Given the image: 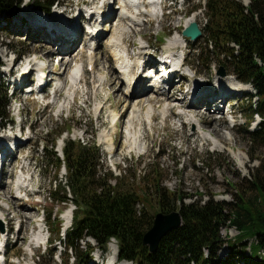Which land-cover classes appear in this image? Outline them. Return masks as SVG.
I'll return each mask as SVG.
<instances>
[{"label": "rangeland", "instance_id": "374dc122", "mask_svg": "<svg viewBox=\"0 0 264 264\" xmlns=\"http://www.w3.org/2000/svg\"><path fill=\"white\" fill-rule=\"evenodd\" d=\"M18 1H20V3L15 4L8 15H0V50L6 52V59L0 61V85H2L3 88L7 86L6 81L2 80L3 75L1 73H3L2 71L4 70L2 67H5L3 65L4 62L6 63L9 61L8 59L11 53L22 59L34 52L40 55L44 54L49 49L47 46H44L43 43L37 42L33 37L31 39L29 38L30 33L33 34V36H37L39 33L38 31H32L27 27L25 30L14 29L17 25L27 23L23 15H27L31 20H34L35 16L33 14L42 17L52 12L54 13L55 11L60 14L63 13L70 21H77L79 25L81 22V26H83L84 23L82 19L80 21L76 20L77 13L83 9L86 10V7L80 5V0H56L57 3L61 5L53 6L50 11L33 8L31 6L33 0ZM99 1L100 0H98V2ZM240 2L246 4L245 1ZM204 4V0H185L184 3L181 0L168 1L165 3L166 8L162 10V14L157 8L158 17L156 15L154 17L155 20L149 22L150 24H145L142 28H139L145 37V41L150 42L151 46L147 52L150 56L157 55V59H160V56L167 52L166 47L170 48L172 40L178 42V40L182 39L181 46L184 48L186 66L180 73L182 79L177 76L174 77L173 81L175 82V86L172 88V91L173 93L175 90L181 92L180 95L177 94L178 96H182L186 93L188 94V99L191 96V91L189 90L196 82L203 80L207 82L204 85L218 92L219 89L215 87L217 86L215 82L217 83V80L220 79L218 74L220 68L226 76V71L220 65L222 62L221 58H218L215 54H211V56L207 57L209 63L205 65L203 59L199 58L198 53L192 50L193 46H196L203 52H206L204 48L207 37L204 35L203 31L206 22ZM75 5L79 6L76 7ZM195 6L196 8H194ZM22 13L23 15L21 16ZM194 13L199 14L196 23L202 30V37L197 43L186 41V38L181 34L182 30L185 29L184 25L186 21ZM139 18H141V20L143 19L144 22L151 20L150 17L147 16ZM104 22L105 23L100 26V28L102 27L101 31L104 33L103 38L109 37L103 46L101 43L100 45L98 43L97 48H99V50L95 52L94 56L93 51L88 54V51L91 50L90 48L81 45L78 49L72 51V53L70 52L67 54V56L70 55L72 58L76 57L78 65L83 62L84 77H86L83 81L85 79L86 81L85 83L82 81L83 84L79 90L78 85L82 82L72 85L71 81L67 79L74 65L68 68L63 67L61 65L62 63H59L60 59L58 63H56V54L54 56L56 59L53 58L51 70L56 76H61L63 86L60 89V94L57 93L55 99H52V101L51 99L48 100L50 94L47 91L41 96L32 95L25 98L22 92L16 90V99H14L16 104H14L12 100H10V92L13 87L8 86L7 110L9 112V117H12L15 122V128L10 131V127L7 124L4 129H0V137L5 138V149H8L7 145L14 146L15 144L14 142H10L9 136H13V138L16 136L19 146L15 150L12 149L14 155H10L7 158L11 166L7 167L5 170V181L0 190V210L2 213H0V219H3V214H6L5 218H7V220H5V218L4 220L7 223L3 222V228L4 230H7L8 227L12 228V234L9 236L10 240L6 243L7 245L5 248L7 257H10L6 264H60V259L63 260L64 263L65 260L71 259V256L69 257V254L64 251V242H56L51 245L50 248H41L38 251H30L28 248V245L32 243L31 238L34 234L33 229L39 224L33 223V220H35L34 222H38L39 218H44L46 213L51 215V222L49 223V227H46L48 230L47 233L44 232L43 238L49 237L52 241L54 240L56 225L58 224L59 227H63V217L65 219L66 216H70L68 210L72 209L73 211L74 209L72 205L63 204L56 206L49 199V192L53 190L54 181H63L64 172L61 168L57 173L53 161L47 153L41 150L42 144L50 145L54 139L59 137L57 136L58 133L62 131H64L62 136L56 141L55 151H57L58 155H60L59 146L62 147L63 138H70L73 141L81 142H83V140L84 142L87 140L95 141L101 152L98 170L111 174V185H114L115 181L120 179L122 183L135 188L137 192L139 191L136 188H141L143 189L141 194L146 196V194L149 193V197L147 196L148 200L150 199L153 204L156 202V198L154 197L155 189L150 185L148 187V177H146V173L154 174V177L158 179L159 183L161 180L163 188L170 191L169 193L174 192L173 194L176 193L179 197L184 198L183 202L186 204L195 200L197 201L200 198L202 203L212 199L214 201L234 204L236 202V197L239 195L237 192L239 186L244 184V179H248L251 171L259 169L264 172V147H251L250 143L246 141L245 135L242 133V127L248 124L246 118L251 113L249 111L250 104L256 101V98H245L249 92L254 94L253 89L249 88V90H246L248 89L246 88L247 86L243 85L246 90L245 93H240L242 96L234 95V99H230L227 103L223 104L221 106V115L210 113L214 118L212 121L209 113H205L204 111H200L199 113V109L197 108L193 110H183L182 112L177 111L178 108L182 107L184 104L187 105V103H181L180 101L175 102L174 99L172 102L169 101L167 99V95L170 96L169 91H166V97H156L152 95L150 99L152 101H158L160 104H164L163 101H165L169 107L172 105L177 106L173 111H168L167 118L171 116L168 120H165L160 113L163 105H158L154 111L156 117L153 119V122H144V119L141 117L144 114V108L148 107V103L147 106L144 105L143 109L141 108L139 113L135 114V118H133L134 110L125 112V106L121 105V102H124L122 100V98H124L122 94L125 90L121 87L122 83H119V79L116 84L110 86L111 83H109L108 86L103 85V87L99 88L101 84L100 78L104 80L107 79L109 82L112 81L113 83L112 71L108 69V64L109 61L111 62L112 55L109 53L107 47V42L110 37H112L113 33L110 28V23L106 24L105 20ZM124 27H128V32L125 31L120 34L125 38V41L132 45L138 43L141 39L139 37L141 36L139 34L130 36V25L124 23ZM17 31L21 33L19 32L17 34ZM117 31L118 29L116 32ZM40 35H42L41 30ZM134 51L136 52L135 46L131 48V53L133 54ZM43 56L46 57V55ZM90 56L94 58L92 70L95 71L93 73H91V67H88L89 64H87V58ZM20 65L23 66V64ZM6 71L7 69H5V72ZM14 71L15 68L12 72L14 73ZM195 73L197 74L196 78L191 79L190 77ZM116 75L118 77L117 73ZM225 76L222 79L230 83L231 78L234 79L233 77L228 78L230 76ZM183 77H186L187 80L184 81ZM6 79L8 78L6 77ZM13 80H16V84L18 83V77ZM238 83L236 82L234 84ZM53 84L54 83H52V87ZM71 86L72 89H74L72 91ZM116 91H118L119 96H115ZM71 92L72 94H70ZM69 95H74V100L71 99L72 97ZM217 96L218 94L215 95V97ZM229 96L230 95H227L224 100ZM40 97H45V100H40ZM168 98L171 99L170 97ZM134 100L135 98H132V101ZM144 100H148V97L142 101ZM17 107H19L18 117L16 115ZM188 109L190 108L188 107ZM61 110L64 112L58 116ZM197 112L199 115L202 113L205 115L207 126H199V128L195 127L194 129L185 124H190V117H184L182 114L196 115ZM229 112L232 115H229ZM157 116L161 118H157ZM178 116L183 119L181 120ZM218 116H221V119H219ZM259 121V117L252 119L248 125V129L249 126L250 130L255 129L256 126L254 125ZM18 122L23 123L25 129L29 127L30 133L25 131L24 134L19 136L17 129ZM213 123L216 125L212 127ZM69 128L71 129L66 133ZM200 128H203V130H200ZM213 128L218 130L219 136L212 132ZM91 133H93V135ZM204 135L207 136L209 140H205ZM113 144L114 150L112 151V148L109 146ZM19 147H21L20 151L18 150ZM250 157L254 158V160L251 161ZM21 174H23L24 178H29L27 180L29 181V188L32 194L23 201L18 200V202L14 199L10 200V195L12 190H14V182ZM101 174L102 173H97V175ZM244 188V186L240 188L241 191L245 190ZM244 196H246V194H244ZM12 197L15 198L14 194ZM8 200L14 203L15 208L9 211L6 209L5 211L4 208H7V205L11 206V202ZM5 201H7L8 204H5ZM19 203L25 204L24 207L16 206ZM136 208L140 210L142 208L141 204L137 205ZM145 210L148 214H152V216L160 212L156 211V206L154 209H151V207L146 205ZM9 216L10 219H13L12 222L9 221ZM18 217L21 219L18 220ZM17 221L21 222L22 229L19 235L16 234L18 236V242L14 244V241L17 240L15 237ZM237 235L238 232L234 228L226 227L220 231V236L225 241L226 238L233 240ZM86 242L89 243L91 247L96 246L93 240L86 239L79 243V249H84ZM249 243L250 241L246 242L247 251ZM32 246L33 245L30 247ZM115 250L116 244L114 241H111L107 247L109 259L107 256L106 259L102 261V258L99 256L100 253L97 250H92L91 261H87L84 264H131L127 262L116 263L115 259V262L112 263L110 252L112 254L114 252L115 254ZM32 253L35 256L30 258ZM73 253L74 252H72V256ZM13 255H19V257L16 259ZM253 255L258 257V253L255 250H253ZM260 255L262 256V263L264 264V252H261ZM216 256L220 261L227 260L225 264H241L242 261L239 259L235 263L231 262L233 258H228L226 242L223 243ZM256 260L259 259L256 258ZM69 264L74 263L70 262Z\"/></svg>", "mask_w": 264, "mask_h": 264}, {"label": "trees", "instance_id": "16d2710c", "mask_svg": "<svg viewBox=\"0 0 264 264\" xmlns=\"http://www.w3.org/2000/svg\"><path fill=\"white\" fill-rule=\"evenodd\" d=\"M55 2L33 0L32 6L48 11ZM18 3V0H0V15H8ZM241 3L237 0H205L206 24L203 31L207 37L206 52L196 46L192 50L198 53L205 65L209 63L207 57L215 54L222 59L220 65L227 74L253 88L257 100L249 107L251 113L246 120L249 123L253 114H258L262 120L253 131L246 124L242 133L251 147H264V0H249L248 6ZM0 87L2 124L10 122V118L6 91ZM55 143L56 139L50 145L42 144L41 150L53 161L57 173L61 167L66 171L64 183L54 181L49 199L56 206L72 204L75 207L71 228L64 241L69 257L74 252V261L86 263L91 260L94 247L86 242L85 248L79 249V243L90 238L104 252L110 241L115 240L118 260L132 264H225L227 260L220 261L216 256L224 242L228 258H233L232 263L241 259V264H263L260 255L264 252L263 170L254 169L248 179H244L234 204L212 199L202 203L201 198L186 204L184 198L163 188L161 180L159 183L154 174L146 173L148 187L155 189L156 202L153 204L148 200L149 193L146 196L141 194V188H136L137 192L120 179L111 185V174L98 170L100 151L94 141L63 139L62 160L54 151ZM250 160L254 158L250 157ZM243 186L245 190L241 191ZM139 204L142 206L140 210L136 208ZM146 205L151 209L156 206V211L165 214L178 210L182 220L178 229L160 240L154 253H149L142 245L143 234L153 221L152 214L145 210ZM45 216L49 225L51 215L46 213ZM226 227L238 232L233 240L225 241L220 236L221 229ZM59 231L57 224L54 237L59 238ZM247 241H250L248 251ZM253 250L258 257L253 255Z\"/></svg>", "mask_w": 264, "mask_h": 264}, {"label": "bare ground", "instance_id": "6f19581e", "mask_svg": "<svg viewBox=\"0 0 264 264\" xmlns=\"http://www.w3.org/2000/svg\"><path fill=\"white\" fill-rule=\"evenodd\" d=\"M127 5L129 7H123L122 5H117L115 7H112L111 1L110 0H100L98 2V0H80V5H95L96 7H89L86 11H84L85 15L86 12L88 13H94L100 17H102L103 20L106 21L107 23H110V28L112 31V37H110L109 41L107 42V47H108V51L109 53H111V62L109 61L108 64V69H110L112 71V75H113V83L112 81H108L107 79H101L100 78V87L104 86H108L109 83L110 86L113 84H116L118 82L119 79V83H122L123 89L125 90V92L122 94L124 96V98H122V100L124 102H121L123 106H125V112H127L128 110H134V115L133 118H135V114L139 113V110L143 107L144 105L147 106V103L149 104L148 107L144 108V114L141 117L142 119H144V122H153V119L156 117L154 114V111L156 109V106H162L163 108H161L160 113L163 116V118L166 120L167 119V115H168V111H173L177 106L172 105V106H167V103L165 101L164 104H160L158 103V101L155 100H150L152 95H155L156 97H166L165 95H167L166 91H169V95H167V99L169 101L172 102V100L174 99L175 102L180 101L181 103L186 102L187 103V97L188 94H183L182 96H178L177 94H181V92H177L176 90L172 91V88L175 86V82L172 81L169 84H166V88H162V85H154V89L152 90H145L144 92H141L139 95H135L134 92L140 87L145 85L144 82L146 80V78H142L143 76H140L138 71H139V67L141 64V61L147 62V65H151L154 66L156 65V61L151 58V56L149 55V53L147 52V50H149L150 48V42L149 41H145V37L142 33V31L139 30V28H142L143 25L148 24L149 22H152V18L155 16V11H156V5H158V0H149L148 2H146V0H144L141 4L139 3V0H125ZM237 1H245V3L247 4L248 1L247 0H237ZM79 2V1H78ZM155 4V6L151 5ZM79 4V3H77ZM79 6V5H77ZM76 6V7H77ZM116 9V11H115ZM90 11V12H89ZM83 12V11H82ZM23 15V13H22ZM21 15V16H22ZM199 14L194 13L192 14V16L186 21L184 28H186L191 22H196L197 16ZM124 16V19H121V17ZM144 16H149L151 17V20L144 22V20L139 17H144ZM24 17V15H23ZM158 17V15H157ZM22 18V17H21ZM48 20V23L51 26V29L49 31H45L44 28L36 25V23L30 22V24L27 22L26 24H21V25H17L16 28L17 30H25V28H29L32 31H38V35L37 36H33V34H29V38L31 39L33 37V39H35L37 42H41L44 44V46H47L49 49L48 51H46V53L44 54H39L40 57L42 58H47L49 59L48 62V69H49V75H52L53 77H55V73L52 72L51 70V66L53 63V58L55 56V53H59L60 54V61L59 63L63 66V67H72L74 65V67L72 68V72L67 76V79H69L71 81V84L74 85L76 83L82 82L84 77V72L81 70L82 69V65L77 63V59L76 57L72 58L70 55L67 56L68 53H72V51L76 50L79 48V46H85L87 48H90L91 50L88 51V54L91 53L92 51L94 52L93 56L95 55V52H97L99 50V48H97V45L99 43L103 44L105 43V41L108 39L109 36L104 37V33L99 29V26L94 25L93 24H89V30L88 33L89 34H85V36L80 39L81 37V26L79 25V23H77V21H69V18L66 17V19H60L58 15H54L52 14L50 17H46ZM119 18V19H116ZM84 19V15L80 12H78V15L76 16V20H81ZM155 20V19H153ZM124 23L127 25H130V31H129V35L130 36H134V34H139L141 37L140 41L136 44H129L128 42L125 41V38L120 34L121 32H125L127 31L128 27H124ZM150 24V23H149ZM24 25V26H22ZM102 26V25H101ZM122 26V27H120ZM120 27V28H119ZM102 28V27H101ZM118 29V31L116 32V30ZM40 29H42L43 32V39L47 42H42V37L40 35ZM114 29V30H112ZM20 31H17V34ZM128 32V31H127ZM21 33V32H20ZM128 38V37H126ZM179 39V38H177ZM133 41V40H132ZM64 43L65 47L60 48V43ZM95 43V47H92V43ZM181 42V40H178V42H176L175 40H172V44L170 46V48L166 47V49H169L171 52H173V50L176 48V46H178V44ZM50 45H54V47L49 46ZM133 46H136V52L134 51L133 54H131V48ZM101 48V46H100ZM59 51V52H58ZM167 51V50H166ZM74 54V52H73ZM43 55H46V57H44ZM66 55V56H65ZM131 55H133V59L131 57ZM6 57V52L4 50H0V61L4 60ZM63 58V59H62ZM88 64L92 66L93 68V57H88ZM7 63V62H6ZM9 66V65H7ZM16 67V66H15ZM42 68V67H41ZM7 69V71L12 72V70L14 69V67H8L5 68ZM16 70H19V67L16 68ZM84 70V69H83ZM6 71V72H7ZM20 71H17V75L14 77H18V85L16 84V80L12 83H14V86L16 87V90H18V86L19 84L25 80L26 78H28V75H23L27 72L26 68H24L22 70V72L19 74ZM116 73L118 74V77L116 75ZM159 74V72H158ZM19 75V76H18ZM226 77V76H225ZM57 79H59V86H57V89L54 92V97L53 99H55V97H57V93L60 94V89L63 86V83L61 81V76H56ZM107 78V77H106ZM220 79L217 80V83L215 82V85L217 84V88L219 89L218 92H215L213 89H208V88H202L203 90L200 91L199 93H201V95H199L198 97L194 98L193 100H191L190 102L187 103V105H183L182 107L178 108L177 110L179 111H183V110H193L194 108L199 109V113L200 111H204L205 113H211L210 109L211 106L215 103L216 106L213 108L215 111L214 112H221V109L219 108V106H217V104L222 100V99H217L215 101V95L218 94L220 95L221 98H225V96L227 95H232V93H243V91L245 90V87H240L236 83L237 81L235 79H232L231 76L228 78H231V83L222 79L223 77H220ZM182 79V77H181ZM183 80H187L186 77H183ZM28 81L25 80L24 82ZM202 82V83H200ZM207 82H204L203 80H200L199 82H196L195 85H204ZM238 83V82H237ZM80 85V83H79ZM99 85V84H98ZM246 88L249 89L248 85ZM74 90L72 89L71 86V91ZM28 92V91H27ZM155 92V93H154ZM115 96H119L118 91L115 92ZM39 95V94H38ZM37 95V96H38ZM121 95V94H120ZM177 95V96H176ZM59 96V95H58ZM146 97H148V100H144ZM168 97H170L171 99H169ZM180 97V99H179ZM132 98H135L134 101H132ZM228 98V97H227ZM234 97H230L228 100L230 99H234ZM160 99V98H159ZM142 101V102H141ZM137 102V103H136ZM174 103V102H173ZM133 104V105H132ZM179 106V105H178ZM203 106V109L201 108ZM188 107L190 109H188ZM198 111V110H197ZM193 113V112H192ZM191 113V114H192ZM160 115V116H161ZM184 117H190L189 118V123L188 125H191L192 128L195 129V127L199 128V126H207V123L205 121V115L202 114H198V112L196 113V115H187L186 113L182 114ZM211 115V114H210ZM213 115H211V121L214 120V118L212 117ZM180 117V116H178ZM180 119L182 120L183 118L180 117ZM133 120V119H132ZM156 121V119H155ZM185 122V120H184ZM185 125V124H184ZM216 125L215 123H213L212 127ZM185 127V126H184ZM200 130H203V128ZM220 131V130H219ZM212 132L219 136L218 134V130L213 128ZM213 136V135H211ZM220 138V137H219ZM12 141H15L16 138H10ZM204 139L205 140H209L207 138V136L204 135ZM223 140V139H221ZM220 141V140H219ZM17 142V140H16ZM4 141L2 139H0V150H3ZM8 146V145H7ZM110 148L114 147V144L109 146ZM21 147L18 148V150L20 151ZM22 151V150H21ZM10 155L5 153L4 157H9ZM23 173V172H22ZM29 179V178H27ZM5 181V174L1 172L0 174V190L2 189V185ZM31 181V180H30ZM25 178L19 176L17 178V180H15L14 182V190H12L11 193V197L10 200L14 199V200H19V198L21 197V191L20 189H22L23 187H25ZM10 185V184H9ZM4 187V186H3ZM4 190V189H3ZM7 193V191H6ZM8 193L10 194V192L8 191ZM8 194V195H9ZM14 194V197L13 196ZM7 195V194H6ZM25 200V196L24 199ZM22 200V201H23ZM9 201V200H8ZM11 202V201H9ZM15 202V201H14ZM19 202V201H18ZM28 202V201H27ZM26 202V203H27ZM5 204H8L7 201H5ZM16 204V203H15ZM25 204L19 203L16 206H20V207H24ZM1 207V206H0ZM12 207V208H11ZM15 208V205L13 202H11V206L7 205V208H4L5 211L7 209V211L11 210ZM12 212V211H11ZM1 213V210H0ZM2 214V213H1ZM4 218L6 216V214H3ZM10 215V213H9ZM21 219L20 217H18V220ZM5 220H7V218H5ZM9 221L12 222L13 219H10L9 216ZM69 222V215L66 216L65 218V223L68 224ZM29 224V223H28ZM66 224V225H67ZM42 228V225H39L37 227V229ZM2 235V234H1ZM33 239L32 241H37L40 240V238H36V234H33ZM38 237V236H37ZM18 242V237L17 240L15 241V243ZM114 254V252H113Z\"/></svg>", "mask_w": 264, "mask_h": 264}, {"label": "water", "instance_id": "95a60500", "mask_svg": "<svg viewBox=\"0 0 264 264\" xmlns=\"http://www.w3.org/2000/svg\"><path fill=\"white\" fill-rule=\"evenodd\" d=\"M247 4H243L247 6ZM182 35L188 37L190 40H197L201 36L196 22H191L183 31ZM220 77L224 76L223 70L220 68L218 72ZM182 225L179 211H172L170 213L159 212L154 215L151 227L144 233L142 237V245L147 248L149 253H154L160 240L172 230L178 229Z\"/></svg>", "mask_w": 264, "mask_h": 264}]
</instances>
